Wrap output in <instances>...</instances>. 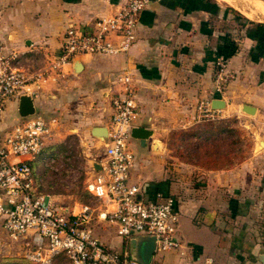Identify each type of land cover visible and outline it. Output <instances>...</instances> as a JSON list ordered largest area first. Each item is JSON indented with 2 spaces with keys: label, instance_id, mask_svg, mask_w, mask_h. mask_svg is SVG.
<instances>
[{
  "label": "crops",
  "instance_id": "crops-1",
  "mask_svg": "<svg viewBox=\"0 0 264 264\" xmlns=\"http://www.w3.org/2000/svg\"><path fill=\"white\" fill-rule=\"evenodd\" d=\"M126 1L0 0V39L8 51L19 52L22 67L32 76L37 57L41 66L46 55L60 53L70 25L91 24L116 13ZM221 57L236 74L222 97L214 80L215 61ZM127 74L138 106L130 139L135 154L130 181L140 183L148 199L159 193L174 197L180 214L181 247L156 251L150 262L264 264V19L252 18L225 0H152L139 17L137 40L127 54H84L63 75L26 86L21 96H31L34 116L50 125L46 158L59 163L74 139L82 149L87 183L94 177L108 157L105 140L93 130L110 125L112 97ZM21 96L7 102L0 134L21 120ZM205 98L224 101L222 117L235 118L249 137L251 152L229 169H203L170 149L173 133L199 127L197 105ZM246 106L254 113H246ZM146 131L151 134L145 137ZM37 164L33 162L38 184L50 169L41 165L38 173ZM54 169L59 170L58 164ZM46 194L66 207L61 202L65 192ZM93 207L100 211L103 203ZM91 225L94 237L130 253V243L114 226L98 216ZM0 230L6 232L1 224ZM20 239L25 251L26 240Z\"/></svg>",
  "mask_w": 264,
  "mask_h": 264
},
{
  "label": "built area",
  "instance_id": "built-area-1",
  "mask_svg": "<svg viewBox=\"0 0 264 264\" xmlns=\"http://www.w3.org/2000/svg\"><path fill=\"white\" fill-rule=\"evenodd\" d=\"M151 1L127 0L112 15L97 17L91 24L70 25L63 34L60 53L46 55L41 66L37 57L33 64L37 73L32 76L22 67L19 52L8 51L0 39V121L7 102L20 97L28 84L63 75L76 58L127 54L137 40L139 17ZM235 77L223 57L215 61V92L221 97ZM121 81V90L112 97L113 115L105 140L108 159L87 183L89 193L103 203L100 211L90 204L69 210L40 190L33 162L47 154L50 125L44 118L22 117L0 134V224L13 239L26 240L25 256L37 264H142L128 250L119 252L94 237L91 222L95 216L114 226L127 243L133 236L151 235L156 238V251L181 247L175 198L159 193L156 199H148L142 195V185L130 181L137 93L130 75ZM220 111L213 107L212 98H205L197 105L196 119L215 120ZM205 264H213V260Z\"/></svg>",
  "mask_w": 264,
  "mask_h": 264
},
{
  "label": "rangeland",
  "instance_id": "rangeland-1",
  "mask_svg": "<svg viewBox=\"0 0 264 264\" xmlns=\"http://www.w3.org/2000/svg\"><path fill=\"white\" fill-rule=\"evenodd\" d=\"M244 1L230 0L229 2L252 18L260 17L264 19V10L256 5L255 0ZM261 1L264 2V0ZM261 6L263 5L261 4ZM251 8L255 9L258 15L253 14L250 11ZM215 120L225 121L224 124L229 129H235L238 132L223 131L218 133L217 130L219 129H216L213 130L214 132L212 134H208L209 132L204 134L198 131L202 129L201 127L203 125L207 124V121L199 122L200 125L196 129L175 132L170 136L169 145L173 154L179 159L195 165L198 164V161L205 162L210 159L218 160L222 163L233 160H244L251 152L250 141L249 137L237 127L238 121L235 118L222 117L221 112L220 117ZM199 135L209 136V142H213L214 138H221L224 141L220 140L216 144L208 146L207 149L199 151V146L205 143L204 138ZM57 162L58 158L49 160V158L45 157L44 159L39 158L37 160L38 173L41 165L44 168L50 169L49 176H47L46 180H38L42 192L45 194L53 191L65 192L67 195L61 197V202L69 210L76 209L78 211L84 204L95 205L98 200L87 189V179L84 169L85 160L82 149L78 146L76 140L73 139L69 142V149L67 148L61 161L59 163ZM55 164H58L59 167V170H56V172H54ZM0 264L37 263L25 256L22 239H13L6 232L0 230Z\"/></svg>",
  "mask_w": 264,
  "mask_h": 264
},
{
  "label": "water",
  "instance_id": "water-1",
  "mask_svg": "<svg viewBox=\"0 0 264 264\" xmlns=\"http://www.w3.org/2000/svg\"><path fill=\"white\" fill-rule=\"evenodd\" d=\"M216 109L225 107L224 101L221 99H215L212 103ZM250 106H246L243 110L248 114H253L254 111ZM19 112L22 117H28L34 115L35 107L33 99L29 95H23L20 98ZM94 135L106 140L108 137V127H96L93 130ZM151 134V131H146L144 136ZM96 169H99L96 168ZM156 253V238L151 235H136L130 240V255L133 259L139 261L142 264H149L153 255Z\"/></svg>",
  "mask_w": 264,
  "mask_h": 264
},
{
  "label": "trees",
  "instance_id": "trees-1",
  "mask_svg": "<svg viewBox=\"0 0 264 264\" xmlns=\"http://www.w3.org/2000/svg\"><path fill=\"white\" fill-rule=\"evenodd\" d=\"M225 121H218V120H210V121H207V124L203 125L201 128V130H199L198 132H202V133H206V132H209L208 134H212V132H214L213 130H216V129H219L217 130V132H223V131H228V132H238L236 131L235 129H229V127L227 125L224 124ZM208 126V127H207ZM207 127V128H206ZM204 130V131H203ZM201 137L204 138L205 140V143L204 145H201L199 146V151L200 150H204V149H207L208 146L210 145H214L216 144L218 141L222 140L224 141V139H221V138H214L213 139V142H209V139L210 137L207 136V135H199ZM224 144V143H222ZM207 154H209L208 152H206ZM245 160V159H244ZM243 160H237V161H230V162H219L218 160H207V161H198L196 164L197 166L203 168V169H207V170H217V169H229L231 167H234L238 164H240ZM34 166V165H33ZM35 169V167H34Z\"/></svg>",
  "mask_w": 264,
  "mask_h": 264
},
{
  "label": "bare ground",
  "instance_id": "bare-ground-1",
  "mask_svg": "<svg viewBox=\"0 0 264 264\" xmlns=\"http://www.w3.org/2000/svg\"><path fill=\"white\" fill-rule=\"evenodd\" d=\"M225 1H230V0H225ZM259 8L261 7L262 8V10H264L263 8H264V5L263 6H261V4H259V3H257L256 4Z\"/></svg>",
  "mask_w": 264,
  "mask_h": 264
}]
</instances>
